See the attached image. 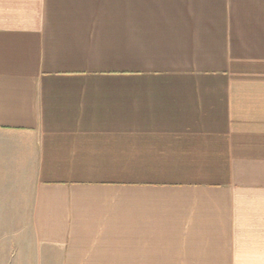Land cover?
I'll list each match as a JSON object with an SVG mask.
<instances>
[{"label": "crops", "instance_id": "obj_1", "mask_svg": "<svg viewBox=\"0 0 264 264\" xmlns=\"http://www.w3.org/2000/svg\"><path fill=\"white\" fill-rule=\"evenodd\" d=\"M23 206L3 264H264V0H0Z\"/></svg>", "mask_w": 264, "mask_h": 264}, {"label": "rangeland", "instance_id": "obj_2", "mask_svg": "<svg viewBox=\"0 0 264 264\" xmlns=\"http://www.w3.org/2000/svg\"><path fill=\"white\" fill-rule=\"evenodd\" d=\"M28 201H24L27 204ZM11 215L6 221H0V263L9 260L16 261L20 255V248L25 241V246L32 238L31 207H13ZM25 239V240H22ZM19 254V255H18Z\"/></svg>", "mask_w": 264, "mask_h": 264}]
</instances>
